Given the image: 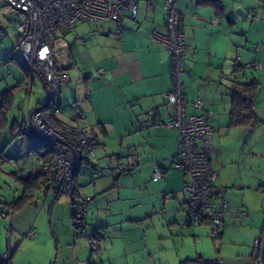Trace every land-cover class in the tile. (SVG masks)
<instances>
[{
	"label": "crops",
	"instance_id": "crops-1",
	"mask_svg": "<svg viewBox=\"0 0 264 264\" xmlns=\"http://www.w3.org/2000/svg\"><path fill=\"white\" fill-rule=\"evenodd\" d=\"M178 8L186 44L182 98L189 112L197 98L206 106L216 183L228 202L220 235L211 238L207 221L184 225L187 176L170 167L178 132L139 127L147 110L167 117L165 95L172 89L168 52L147 36L154 26L163 28L164 0H139L136 19L126 15L122 33L111 25L86 23L66 33L74 38L64 39L71 65L58 117L73 124V114H85L86 132L98 140V158L83 160L73 173V195L44 187L31 192L23 186L12 200L3 201L0 194V226L6 231L0 250L10 253L11 264H212L217 259L218 264H257L253 242L264 229V0H178ZM6 11L0 0V94L19 83L17 94L24 92L20 129L11 127V133L25 135L23 129L31 130L30 112L44 103L46 94L40 74L25 72L15 57L16 37L7 26ZM79 24L87 25L81 35L75 31ZM251 84L257 125L229 127L232 90ZM0 136L17 152L16 165L30 168L43 161L45 150L33 148L28 136L19 145L16 138ZM250 142L254 148L242 147L239 160L228 162L230 144ZM259 155L260 162L250 161ZM156 165L163 177L154 180ZM79 194L88 198L84 219L98 253L77 233L71 217V200ZM24 195L23 203L15 205ZM31 228L44 238L25 237Z\"/></svg>",
	"mask_w": 264,
	"mask_h": 264
},
{
	"label": "built area",
	"instance_id": "built-area-1",
	"mask_svg": "<svg viewBox=\"0 0 264 264\" xmlns=\"http://www.w3.org/2000/svg\"><path fill=\"white\" fill-rule=\"evenodd\" d=\"M7 6L5 19L8 28L16 37V48L24 62L39 66L48 86L49 98L45 97L42 108L30 115L33 129H23L34 146L42 145L44 138L59 140L47 161H37L30 168L16 166V175L21 179L44 176L43 187L53 191L72 194L76 184L72 180L74 170L80 166L82 158H98V140L86 132V116L77 112L71 116L72 123L58 117L61 107V89L68 83V67L71 63L67 55V42L61 32H74L77 23L92 26L111 25L119 33L124 31L123 19L127 15L136 19L139 0H1ZM166 19L161 26H154L148 39L163 46L169 55L172 89L165 95L168 115L157 117L154 110H147L140 128L164 127L178 132L170 167L182 170L186 176L183 186L186 212L184 225L204 219L210 224V235L216 239L225 226L228 202L224 188L216 183L217 171L212 164V136L209 113L200 98L192 102L193 112H189L182 98V74L186 58V44L182 29V15L178 0H164ZM253 18L258 19L256 13ZM219 24L217 18L212 19ZM64 28V30H62ZM10 57V53H6ZM239 61V57L236 58ZM260 64H256L259 67ZM97 73L103 74L98 68ZM235 74L238 73L236 70ZM27 113H23L25 121ZM163 177L162 169L154 167L153 179ZM88 198L77 195L71 200V217L77 233L88 241L93 252L98 247L93 233L87 230L84 219ZM4 216V214H2ZM29 229L25 235L34 236ZM257 264H264V229L254 239ZM0 264H11L8 251L0 250Z\"/></svg>",
	"mask_w": 264,
	"mask_h": 264
},
{
	"label": "rangeland",
	"instance_id": "rangeland-1",
	"mask_svg": "<svg viewBox=\"0 0 264 264\" xmlns=\"http://www.w3.org/2000/svg\"><path fill=\"white\" fill-rule=\"evenodd\" d=\"M86 28H87L86 24H82V25L79 24V25H77L75 31H77L78 35H81V33H84V30ZM62 30H64V28H62ZM66 33H67L66 31L61 32L62 37L64 39L68 40L69 42L72 41L74 38L72 33H68V34H66ZM12 48H13V51L15 53V57H16L17 61L22 63L23 59H22L18 49L16 48L15 43H14V46ZM40 88H41L40 84H37V89H40ZM33 92H36V88L33 89ZM23 94H24V92L17 94L14 105L12 106V108L7 113V116H6L7 124L4 125L0 129L3 137L5 136L9 140L12 139V141H14V139L16 138L15 145H19V142L21 140L25 139V135L23 133H21L20 131H18L15 134L16 136H14L13 133H11V131H12L11 125H12L13 121L16 119H19L22 115L20 101L22 99ZM27 97H28V95L26 96V98L23 99V101H24L23 104H25V106L27 105V101H28ZM25 106H23V109H25ZM257 138H258V136H257ZM254 143L255 142H253V143L250 142V143H246V145L242 144V146L237 145L235 147L232 144H230L228 147V151H227L228 162L230 163L231 161L235 160L234 157L239 160V158L241 157L242 147H247V149H250L251 147L254 148ZM9 146H11V144H9ZM14 148H16V147H14ZM3 150H5L6 152H5V154L0 155V194L4 197L3 201H6V199L12 200L13 199L12 197L20 196L19 191L21 190L20 187L22 185L15 178V176L17 177L15 167L16 166L24 167V166L21 164L16 165V161H18V158L16 159V157L18 156L17 152L14 149L13 150L9 149L8 146L6 145L5 141H3L1 139V136H0V154L2 153ZM260 159H262V157L259 155V156H257V159L253 160V157H252V159L250 158V161L253 162L254 164H256V163L260 162ZM244 166H245V169L249 170L248 169V166H249L248 163H246ZM251 167L254 170L255 165H252ZM39 177L44 178L43 175H39ZM18 179L20 180L21 178H18ZM21 180H25V179H21ZM46 190H49V189L46 188ZM60 193L67 194L64 192H60ZM73 194H74V192L70 195H73ZM80 195H82V194H80ZM38 206H39V208L41 207L40 202L38 203ZM32 229H34V228H32ZM34 230H35L34 236H36V238H39V237L44 238L43 234H41V232L36 231V229H34ZM44 230L45 229H43V232H44ZM5 233H6V231H5V229H3L2 224H1V226H0V247H1V249H4L5 245H6V234ZM34 236L30 237V236L25 235V237H27V238H34ZM217 255L220 256L219 251H218Z\"/></svg>",
	"mask_w": 264,
	"mask_h": 264
},
{
	"label": "trees",
	"instance_id": "trees-1",
	"mask_svg": "<svg viewBox=\"0 0 264 264\" xmlns=\"http://www.w3.org/2000/svg\"><path fill=\"white\" fill-rule=\"evenodd\" d=\"M21 66L23 67L25 72H29L32 68L26 62H22ZM33 67L42 75V72L37 65H33ZM43 77V75H42ZM44 79V77H43ZM20 91L19 83L9 87L5 91L0 94V129L7 124L6 116L9 110L14 105L16 95ZM258 118L256 117L253 109H252V84L251 85H241L240 89H233L232 90V109L230 112V121L229 127H236V126H244L248 129L255 127L258 123ZM12 129L18 128V120L16 119L11 126ZM1 132V130H0ZM58 146L62 147V144L54 142V141H44L42 145L34 146L33 148H42L45 150L41 158L43 161H47L50 156L53 154V149ZM87 158H82L81 162ZM80 162V164H81ZM76 170H74L75 172ZM74 179V178H73ZM20 184L23 188L28 189L29 191L33 192L40 187H43L44 178L43 177H36L32 179L26 180H19ZM27 198V196H21L17 202L14 204L20 206L23 201ZM204 221V219H200L199 222ZM204 261V260H203ZM204 263H207L204 261ZM212 264H218V259L212 262Z\"/></svg>",
	"mask_w": 264,
	"mask_h": 264
},
{
	"label": "water",
	"instance_id": "water-1",
	"mask_svg": "<svg viewBox=\"0 0 264 264\" xmlns=\"http://www.w3.org/2000/svg\"><path fill=\"white\" fill-rule=\"evenodd\" d=\"M32 69H33V71H34L36 74L39 73L34 67H32ZM38 76H39L40 80L42 81V84H43V86H44V88H45V94H46V97L49 98V90H48V86H47L45 80L43 79L42 75H38ZM41 108H42V106H39V107H37L35 110H32V111L30 112L29 116L33 113V111L40 110ZM30 128L33 129L32 125H30ZM44 140H45V141H51V140L48 139V138H44ZM53 141H54V142H57V143H61L59 140H53Z\"/></svg>",
	"mask_w": 264,
	"mask_h": 264
},
{
	"label": "flooded vegetation",
	"instance_id": "flooded-vegetation-1",
	"mask_svg": "<svg viewBox=\"0 0 264 264\" xmlns=\"http://www.w3.org/2000/svg\"><path fill=\"white\" fill-rule=\"evenodd\" d=\"M78 168H79V167H78ZM78 168H77V169H78ZM71 177H72V180L74 181V179H73V178H74V174H73Z\"/></svg>",
	"mask_w": 264,
	"mask_h": 264
}]
</instances>
